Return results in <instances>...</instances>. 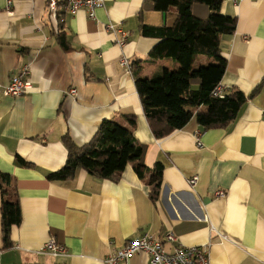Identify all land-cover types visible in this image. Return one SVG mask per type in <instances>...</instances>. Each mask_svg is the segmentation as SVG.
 <instances>
[{
  "label": "crops",
  "instance_id": "1",
  "mask_svg": "<svg viewBox=\"0 0 264 264\" xmlns=\"http://www.w3.org/2000/svg\"><path fill=\"white\" fill-rule=\"evenodd\" d=\"M7 2L0 0V173L14 178L21 221L6 243L0 189V264H106L129 240L145 233L164 240L170 232L177 240L166 243L168 250L208 245L210 264H264V0H222L221 12L237 25L222 37L227 65L221 84L247 96L235 120L206 129L193 117L163 138L153 133L135 81L190 70L174 59L151 58L159 39L141 28L172 25L176 8L158 10L154 0H104L91 18L85 9L69 12L66 0L56 11L49 0H13L11 9ZM196 10L199 17L209 14L204 5ZM110 24L130 32L124 46ZM122 57L130 60L129 70ZM25 64L33 88L6 95ZM125 115L136 118L133 132L146 146V165H164L156 199L133 163L115 180L80 168L66 181L48 179L66 161V134L82 145L103 119L126 124ZM195 175L192 187L188 180ZM52 238L68 254L38 252ZM124 264L153 263L140 251Z\"/></svg>",
  "mask_w": 264,
  "mask_h": 264
},
{
  "label": "trees",
  "instance_id": "2",
  "mask_svg": "<svg viewBox=\"0 0 264 264\" xmlns=\"http://www.w3.org/2000/svg\"><path fill=\"white\" fill-rule=\"evenodd\" d=\"M154 4L161 11L176 8L177 16L172 25L141 26L144 35L159 39L149 56L174 59L190 66L187 72L171 70L149 77L137 76L136 87L154 135L157 138L168 136L186 126L193 117L206 129L227 126L235 120L247 99L240 90L227 92L223 97L214 95L227 65L221 51L222 37L234 33L236 18L221 12L222 0H154ZM195 5L208 7L209 14L204 18L197 16ZM199 57L206 59L200 66ZM196 80L199 86L192 88ZM124 117L126 124L103 119L92 140L82 145L66 134L63 137L68 149L66 161L61 168L51 172L48 179L66 181L80 168L98 178L115 180L127 164L133 163L138 175L152 185L150 195L156 199L163 181L164 165L158 162L152 169L146 165V146L136 140L133 132L136 118L134 115ZM13 179L10 173H0L2 230L6 243H9L12 226L21 221Z\"/></svg>",
  "mask_w": 264,
  "mask_h": 264
},
{
  "label": "built area",
  "instance_id": "3",
  "mask_svg": "<svg viewBox=\"0 0 264 264\" xmlns=\"http://www.w3.org/2000/svg\"><path fill=\"white\" fill-rule=\"evenodd\" d=\"M104 0H66L67 10L76 13L80 9H85L91 18L96 15V10L103 5ZM8 8L13 6V0H8ZM59 0H49L48 6L50 11L58 9ZM108 29L115 30L119 33V44L124 46L130 35L129 31H125L120 27L110 24ZM121 65L126 69L131 68V62L127 57L121 58ZM33 84L30 80V67L28 64L21 66L11 77L10 82L5 88L6 95L18 97L30 92ZM76 88H71L69 93L75 95ZM227 93L226 89L220 83L214 90V95L223 97ZM198 146H202L201 134H196ZM189 184L194 187L198 182V176H192L188 180ZM223 195L224 192H219ZM177 237L172 233H168L165 239H160L151 233H145L142 236L129 240L124 246L117 249L106 258V264H124L128 259L137 252H146L153 264H210V255L208 245H192L186 246L179 244L173 250L166 248V243H172ZM40 253H48L54 256L68 254L67 248L58 243L54 238L47 241L38 251Z\"/></svg>",
  "mask_w": 264,
  "mask_h": 264
},
{
  "label": "rangeland",
  "instance_id": "4",
  "mask_svg": "<svg viewBox=\"0 0 264 264\" xmlns=\"http://www.w3.org/2000/svg\"><path fill=\"white\" fill-rule=\"evenodd\" d=\"M197 13H198V11L196 10V14ZM197 16H200V15L197 14ZM198 64H199L198 66H200L201 64H203V62H199ZM195 86H197V87H195ZM198 86H199V84L198 85L192 84V88H198Z\"/></svg>",
  "mask_w": 264,
  "mask_h": 264
}]
</instances>
